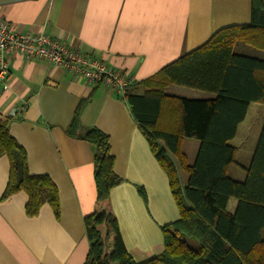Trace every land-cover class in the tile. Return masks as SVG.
Returning <instances> with one entry per match:
<instances>
[{
  "label": "crops",
  "instance_id": "0c3cea01",
  "mask_svg": "<svg viewBox=\"0 0 264 264\" xmlns=\"http://www.w3.org/2000/svg\"><path fill=\"white\" fill-rule=\"evenodd\" d=\"M0 17L15 31L61 39L140 82L204 45L215 31L250 24L251 0H0ZM233 51L264 61V50L243 42H236ZM5 82L7 89L0 83V120H7L10 135L24 148L29 173L47 175L56 185L59 216L46 202L37 216H26L23 191L2 200L9 165L0 157V264H83L89 248L83 220L100 211L115 218L135 262L160 254L161 228L176 222L179 211L167 176L128 105L103 86L45 61L15 57ZM91 93L81 122L108 135L114 172L121 180L104 202L96 201L92 146L65 132L77 105ZM166 93L213 98L176 85ZM250 114L254 123L243 127ZM263 122L264 105L250 104L229 142L236 149L227 170L231 179L244 180ZM198 148L194 138L182 141L188 165ZM240 149L249 152L247 162H239ZM181 172L187 174L178 166L184 187L187 177L182 179ZM112 237L107 239L112 242Z\"/></svg>",
  "mask_w": 264,
  "mask_h": 264
},
{
  "label": "trees",
  "instance_id": "16d2710c",
  "mask_svg": "<svg viewBox=\"0 0 264 264\" xmlns=\"http://www.w3.org/2000/svg\"><path fill=\"white\" fill-rule=\"evenodd\" d=\"M236 42L264 50V0H251L250 24L215 31L201 47L126 88L121 99L167 176L179 219L161 228L160 254L135 262L123 245L115 218L106 211L94 212L83 220L89 243L83 264H264V122L244 180L235 181L227 173L235 162L236 149L229 142L238 125L250 104L264 105V61L235 54ZM170 85L210 93L213 98L171 96L166 93ZM91 97L92 93L79 102L65 132L92 146L96 201L104 202L121 180L114 172L108 135L81 122ZM7 125V120H0V157L5 156L9 165L1 199L23 191L26 216H37L46 202L57 218L56 185L47 175L29 173L26 152ZM185 138L199 142L192 165L181 151ZM178 166L187 173L184 187ZM231 199L236 200L233 212L228 210ZM110 235L112 245L107 250Z\"/></svg>",
  "mask_w": 264,
  "mask_h": 264
},
{
  "label": "built area",
  "instance_id": "2783aa9c",
  "mask_svg": "<svg viewBox=\"0 0 264 264\" xmlns=\"http://www.w3.org/2000/svg\"><path fill=\"white\" fill-rule=\"evenodd\" d=\"M20 57L26 61H45L72 76L100 85L122 98L133 82L128 73L110 67L98 57L70 47L65 41L46 33L18 32L0 17V83L7 89L10 61ZM26 108L25 106L23 107ZM22 110V109H20ZM15 115V114H14Z\"/></svg>",
  "mask_w": 264,
  "mask_h": 264
},
{
  "label": "rangeland",
  "instance_id": "374dc122",
  "mask_svg": "<svg viewBox=\"0 0 264 264\" xmlns=\"http://www.w3.org/2000/svg\"><path fill=\"white\" fill-rule=\"evenodd\" d=\"M251 123H254L253 122V118H251V114H250V116L247 118V120H246V124L243 126V127H247V126H249V124H251ZM249 154V152L247 151V150H242V149H240L239 150V162H247L246 161V158H247V160H248V158H249V156L250 155H248ZM252 157V156H251ZM251 160V159H250ZM185 175H186V177H187V174H185V173H183V172H181V177H182V179H184L185 178ZM233 205L235 206L236 205V200L235 199H231L230 200V204H229V206H228V210L230 211V212H233V209L235 208V207H233ZM263 236H264V233H263ZM111 245H112V242H111V238H109V239H107V241H106V249L107 250H109L110 248H111Z\"/></svg>",
  "mask_w": 264,
  "mask_h": 264
}]
</instances>
